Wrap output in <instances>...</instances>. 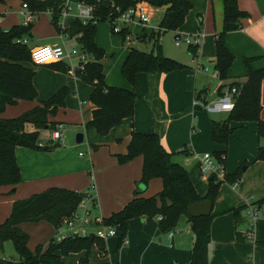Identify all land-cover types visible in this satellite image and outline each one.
Returning a JSON list of instances; mask_svg holds the SVG:
<instances>
[{
	"label": "crops",
	"instance_id": "0c3cea01",
	"mask_svg": "<svg viewBox=\"0 0 264 264\" xmlns=\"http://www.w3.org/2000/svg\"><path fill=\"white\" fill-rule=\"evenodd\" d=\"M20 1L19 10L22 4V0ZM191 2L192 7L184 23L176 31L188 34L204 32L201 43L194 47L195 52L187 46L184 51L162 53L185 65L183 69L162 73L157 77L139 72L135 75L133 86L123 77L111 83L115 87L134 90L139 99L135 103L133 116L124 118L108 134L99 135L94 128L87 126L95 108L89 101L93 87L77 75L71 74L69 69L67 72L54 71L45 81H38L33 77L37 98L17 100L15 104L6 106L2 116L16 117L41 105L42 99L46 100L60 88L65 87L67 90L65 106L58 108L55 115L49 117L50 121L57 123L54 129H62L58 146L51 150L16 148L21 181L15 187H0V223L8 217L13 201L55 186L93 196L96 217H107L120 210L138 188L142 157L137 156L120 164L117 155L126 153L132 131H158L164 148L172 153L173 161L187 170L201 197L206 195L208 180L212 178L199 171L201 154L225 151V176L236 170L242 172L240 179L232 184L223 180L225 176L219 179L222 183L210 212L213 217L207 247L208 264H264V218H259L254 223L253 242H248L243 235L248 227L245 217L247 204L251 200L264 198V161L256 159L257 148L264 145V138L257 137V122L231 121L229 125L233 128V133L224 145L212 140V121H225L228 112L211 113L198 106L193 108L192 105L197 93L208 101L212 95L217 94L219 82L222 83L224 92L232 83H244L249 69L264 68V0H237L238 7L246 16L239 20L237 30L226 34L225 45L233 54V62L223 80L212 74L216 58L215 37L223 25V0ZM153 8L156 7L149 5L150 21ZM159 8L164 10V7ZM41 12L50 15L48 9L38 14ZM75 13L72 10V14L65 18L66 26L76 19ZM140 28L143 31L150 26L148 24L147 27ZM153 28L152 26L150 30ZM130 32L132 33L131 30ZM58 33L56 31L55 35L51 33L49 37L40 38L42 43L32 47L59 45ZM132 34L138 42L146 41L138 38L139 35ZM53 63L57 62L43 65L52 70L55 69ZM197 63L208 69L197 70ZM260 104L259 116L264 119V80L261 82ZM28 129L32 128L28 126ZM78 133L83 135L80 143L73 137ZM39 143L44 147L52 144ZM156 184L158 187H155L159 190L162 184ZM234 209L239 212L235 213ZM115 229V236L105 240L107 252L104 256L95 245L91 247L87 256L91 264L109 261L115 264H189L194 237L185 216L181 217L173 229L166 231L159 229L156 217L131 218L127 221L124 234L126 243L120 248L117 246L121 232L117 227ZM83 255L84 252L72 253L64 257L63 261L65 264H77Z\"/></svg>",
	"mask_w": 264,
	"mask_h": 264
},
{
	"label": "trees",
	"instance_id": "16d2710c",
	"mask_svg": "<svg viewBox=\"0 0 264 264\" xmlns=\"http://www.w3.org/2000/svg\"><path fill=\"white\" fill-rule=\"evenodd\" d=\"M92 6L91 18L83 23L80 19H73L66 27L68 37H77L81 49L85 51L92 61L87 62L83 70L77 71V76L93 88L89 101L94 104L91 120L87 126L92 127L99 135H106L121 123L124 118L133 116L134 106L139 96L134 90L110 86L105 83L103 68L100 60L104 57V50L95 42L96 26L99 21L116 16V8L123 11L134 6L138 1H144L152 7H164L158 24V30H151L148 39L152 41L150 52L129 48L121 66L120 73L130 85H134L135 75L144 72L151 77L162 73L180 70L185 65L162 54L160 37L167 31H175L182 26L192 7L191 0H79ZM28 7L36 12L48 9L50 22L59 32L58 22L64 0H22ZM246 13L238 7L237 0H223V25L215 37L216 58L213 67L218 72V78H226L227 71L233 62V54L225 45L226 34L239 28V20ZM33 23L27 26L14 25L8 30L0 28V187H15L21 181L20 168L16 160L17 147L51 150L58 146H38L39 130H52L56 122L49 117L55 115L58 108L65 106L67 90L60 88L49 98L43 100L41 105L35 106L22 114L4 118L2 116L6 106L13 105L17 100H34L37 90L33 84L34 71L26 63H31L30 46L28 43H17L20 37L30 36ZM144 31V29H143ZM126 30L121 34L125 40ZM28 38V37H27ZM138 38L147 39L143 33ZM195 52L194 47H189ZM248 63V60H245ZM55 68L67 72L68 67L64 62L53 63ZM264 80V68L249 69L247 79L241 85L230 84L239 89L235 97L234 107L228 113L227 119L222 122L212 121V140L226 145L229 136L233 133L231 121L257 122V137L264 138V119L259 116L261 110L260 88ZM154 80L151 81V85ZM217 89V94H222V88ZM196 97L202 99L200 93ZM196 108V107H195ZM30 126L32 129H28ZM184 152V151H183ZM225 151L213 152L215 158L220 159ZM142 157L141 176L138 188L134 190L133 197L118 211L112 212L107 217H96L98 226H114L121 232L118 248L122 246V237H125L127 221L131 218L156 217L161 231L173 229L181 219L186 217L194 240L190 250L189 264H208L207 247L210 240V224L213 215L192 217L187 214V206L191 203L209 199L214 202L219 185L222 180L212 177L208 180V189L205 196L201 197L187 172L179 163L173 161L172 153L167 151L161 143L158 131L141 133L132 131L131 139L127 145L126 153L118 154L120 164L133 158ZM256 159L264 161V145L257 148ZM225 164V155H224ZM241 170H236L223 179L228 183H235L241 176ZM153 178L161 180V190L153 196L142 195L144 188ZM86 193L62 187H50L39 193L13 201L8 217L0 223V249L3 243L10 240L19 256L13 261L0 257V264H65L63 258L72 253L84 252L77 264H91L88 253L95 245L101 254L107 252L105 240L98 236H68L59 242L51 236L46 245L37 244L31 251L27 247L28 234L19 226L21 223L45 222L51 225L54 233L62 225L63 220L70 218L77 211L79 203ZM264 198L258 200L263 203ZM238 213V209L233 210ZM244 238V237H243ZM245 240V238H244ZM264 245V243H263Z\"/></svg>",
	"mask_w": 264,
	"mask_h": 264
},
{
	"label": "built area",
	"instance_id": "2783aa9c",
	"mask_svg": "<svg viewBox=\"0 0 264 264\" xmlns=\"http://www.w3.org/2000/svg\"><path fill=\"white\" fill-rule=\"evenodd\" d=\"M73 7L71 0H64L60 12V20L58 22L60 31L58 33L60 44L59 45H38L30 48V58L33 65H43L51 62H66L69 72L73 75H77V71L83 70L87 62L92 61V58L81 49V46L77 40V37H68L64 23L65 18L72 14ZM92 6L84 4L81 1H77L75 7V18L80 19L83 23H86L92 15ZM117 15L110 17L111 30L113 33L120 34L123 29L126 30L125 39L132 40L134 35L128 29L129 24H136L142 28L148 26L150 21V9L149 5L144 1H138L134 6H131L123 11L116 8ZM23 16L21 24L27 26L33 23L38 12L31 10L26 2H22L21 10L19 11ZM49 12V11H48ZM121 24V26L118 25ZM158 26L154 27L153 30H158ZM174 32V45L181 46L182 44L188 47H198L201 43L204 32H196L194 34ZM17 43H28L27 37H20L15 40ZM69 41H73L74 44L68 45ZM78 47V49H77ZM196 69L207 70L208 68L197 63ZM213 76L218 78L217 70L213 69ZM219 79V78H218ZM220 80V79H219ZM222 86L219 82L218 88ZM237 87H230L226 91L222 92L221 95L217 94V97L211 101H203L196 96L193 99V108L200 107L206 112H230L234 107L235 97L239 94ZM60 128L53 129L50 132V141H58L62 137ZM38 146H43L38 143ZM82 155V153H79ZM199 171L202 175L212 176L216 179H223L225 176V164L224 155L220 159L215 158L212 153H203L199 158ZM95 207V200L93 196L87 194L79 203L78 209L72 214L70 218L63 220L62 225L57 229L54 234V240L56 242L68 236H87L93 233L94 236H98L101 239L107 240L110 237L115 236L116 229L114 226H98L95 224L96 216H92V209ZM246 221L248 227L243 233L248 242H253L254 236V223L259 218H264V202L258 203V201L251 200L246 207L245 211ZM92 226V228H88ZM126 243L125 237H122V246ZM104 256V254H101ZM94 264H115L113 262H98Z\"/></svg>",
	"mask_w": 264,
	"mask_h": 264
},
{
	"label": "rangeland",
	"instance_id": "374dc122",
	"mask_svg": "<svg viewBox=\"0 0 264 264\" xmlns=\"http://www.w3.org/2000/svg\"><path fill=\"white\" fill-rule=\"evenodd\" d=\"M78 0H71V5L73 10L75 11L76 3ZM200 3L203 0H198ZM20 0H0V28L4 30H8L9 28L13 27L14 25H18L21 23L23 16L19 13L20 9ZM153 11V13H152ZM151 11V21L149 23L150 28H146L144 31L138 26L134 24H129L127 27L132 33L137 35H142L145 33L147 35V39L145 42H138L135 40V35L132 40L123 39L121 34L113 33L111 30V23L108 19L99 21L96 26V35H95V42L96 44L101 47L105 55L100 60V63L103 68L104 73V80L107 85L112 86L118 79L122 78L120 73V66L125 58L126 53L128 52L129 48H137L139 50H143L146 52H150L152 49V41L148 39V35L150 34L151 27H157L159 24V20L162 13V8H153ZM121 26L120 23H118ZM156 25V26H154ZM55 27L50 22V15L46 12L39 13L35 20L33 21V26L31 28L30 33L32 37H28L29 46L32 47L34 44H41V39L44 37H49L51 33L54 35L56 34ZM172 31H167L160 37V43L162 47V53H175L186 50L187 45L182 44L179 47L174 46V37ZM74 44L73 41H69L68 45L71 46ZM78 49V47H77ZM65 63V62H64ZM26 65L34 71L33 77L38 81H45L49 79L52 72H62L61 70L49 69V67L40 65L36 66L32 63H26ZM33 78V79H34ZM32 79V81H33ZM36 88V87H35ZM37 90V89H36ZM38 96V95H37ZM37 98V97H36ZM35 98V99H36ZM43 101V99H42ZM62 132V129H59ZM50 132L49 129H41L39 130L38 140L43 143H50ZM64 134V132H63ZM76 139V135L73 136ZM61 140V139H60ZM60 142V141H59ZM52 143H58L54 141ZM206 179V178H205ZM154 180V181H152ZM156 182L161 183L160 179L153 178L151 179L148 184L147 188L143 191L142 195H149L153 196L160 191L157 190L158 184L155 185ZM150 183V184H149ZM156 186V187H155ZM91 192L92 190L89 189ZM92 216L97 215V210L92 209L91 211ZM88 228H92L89 226ZM21 229H23L29 236L27 247L33 251L37 244L46 245L51 235L54 233L53 227L41 224V223H28V224H21ZM0 257H5L7 259L17 261L19 260L18 254L15 252L13 248V243L8 240L3 243V248L0 249Z\"/></svg>",
	"mask_w": 264,
	"mask_h": 264
},
{
	"label": "water",
	"instance_id": "95a60500",
	"mask_svg": "<svg viewBox=\"0 0 264 264\" xmlns=\"http://www.w3.org/2000/svg\"><path fill=\"white\" fill-rule=\"evenodd\" d=\"M217 97V94L212 95L209 98V101L213 100ZM83 139V135L81 133H78L76 135V142L80 143ZM212 207V202L209 199H203L201 201H197L194 203H191L187 206V214L192 217H199V216H206L210 214ZM90 236L93 237L94 234L90 233Z\"/></svg>",
	"mask_w": 264,
	"mask_h": 264
}]
</instances>
